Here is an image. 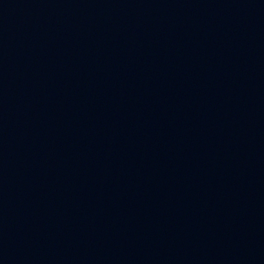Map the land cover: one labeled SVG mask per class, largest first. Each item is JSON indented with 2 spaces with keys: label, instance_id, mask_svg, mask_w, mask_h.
I'll return each mask as SVG.
<instances>
[{
  "label": "water",
  "instance_id": "95a60500",
  "mask_svg": "<svg viewBox=\"0 0 264 264\" xmlns=\"http://www.w3.org/2000/svg\"><path fill=\"white\" fill-rule=\"evenodd\" d=\"M0 264H264V0H0Z\"/></svg>",
  "mask_w": 264,
  "mask_h": 264
}]
</instances>
